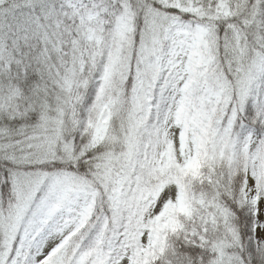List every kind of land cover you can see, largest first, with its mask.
Masks as SVG:
<instances>
[{
    "label": "snow or ice",
    "instance_id": "obj_1",
    "mask_svg": "<svg viewBox=\"0 0 264 264\" xmlns=\"http://www.w3.org/2000/svg\"><path fill=\"white\" fill-rule=\"evenodd\" d=\"M0 264H264V0H0Z\"/></svg>",
    "mask_w": 264,
    "mask_h": 264
}]
</instances>
